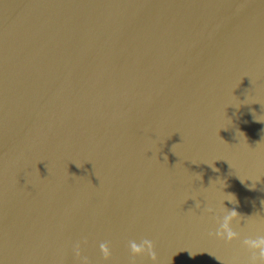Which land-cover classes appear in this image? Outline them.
Listing matches in <instances>:
<instances>
[{"label": "water", "instance_id": "water-1", "mask_svg": "<svg viewBox=\"0 0 264 264\" xmlns=\"http://www.w3.org/2000/svg\"><path fill=\"white\" fill-rule=\"evenodd\" d=\"M261 238L264 0H0V264H250Z\"/></svg>", "mask_w": 264, "mask_h": 264}, {"label": "clouds", "instance_id": "clouds-1", "mask_svg": "<svg viewBox=\"0 0 264 264\" xmlns=\"http://www.w3.org/2000/svg\"><path fill=\"white\" fill-rule=\"evenodd\" d=\"M237 216L238 214L234 210L225 216L223 224L216 233L219 238L230 241L237 235V233L231 228V223L233 220H236ZM244 243L257 249L250 261V264H264V238H261L258 241L245 240ZM131 247L134 252L140 253L142 251H146L148 254L153 255L154 258V248L152 241L150 240L146 239L142 241L139 246L137 244H132Z\"/></svg>", "mask_w": 264, "mask_h": 264}]
</instances>
